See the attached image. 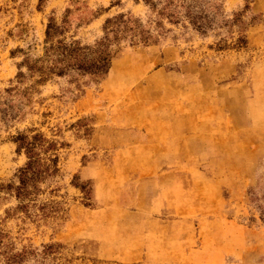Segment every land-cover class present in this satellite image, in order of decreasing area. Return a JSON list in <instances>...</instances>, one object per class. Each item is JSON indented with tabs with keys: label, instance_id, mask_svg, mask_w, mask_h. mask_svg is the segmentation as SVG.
Segmentation results:
<instances>
[{
	"label": "rangeland",
	"instance_id": "obj_1",
	"mask_svg": "<svg viewBox=\"0 0 264 264\" xmlns=\"http://www.w3.org/2000/svg\"><path fill=\"white\" fill-rule=\"evenodd\" d=\"M0 264H264V0H0Z\"/></svg>",
	"mask_w": 264,
	"mask_h": 264
},
{
	"label": "trees",
	"instance_id": "obj_2",
	"mask_svg": "<svg viewBox=\"0 0 264 264\" xmlns=\"http://www.w3.org/2000/svg\"><path fill=\"white\" fill-rule=\"evenodd\" d=\"M111 21H108V23ZM58 28L52 23L49 24L47 29L48 41L52 39ZM55 31V32H54ZM59 46L55 47L52 44L46 48V58H50L56 55V66L51 67L49 72L56 73L58 76H63L70 69H76L81 74H89L93 76L102 77L105 76L110 68V54L107 51V44L101 43L95 50L88 47H81L79 44L65 45L63 42H58ZM64 65V66H63ZM42 70L37 67H30L31 71ZM56 71V72H55ZM40 137L34 136L33 140L38 141ZM16 143H19V149H26L29 157V163L26 169H32L34 164V152L32 150V143L27 142L26 136H20L16 139ZM31 170H22V185L25 183V178ZM22 187L19 188V193H22Z\"/></svg>",
	"mask_w": 264,
	"mask_h": 264
}]
</instances>
